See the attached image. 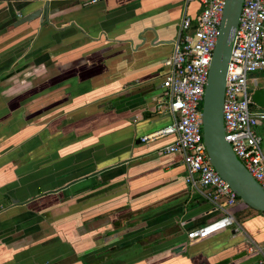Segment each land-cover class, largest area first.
I'll list each match as a JSON object with an SVG mask.
<instances>
[{
	"label": "crops",
	"instance_id": "1",
	"mask_svg": "<svg viewBox=\"0 0 264 264\" xmlns=\"http://www.w3.org/2000/svg\"><path fill=\"white\" fill-rule=\"evenodd\" d=\"M42 1L0 0V264L258 258L263 212L240 200L231 226L188 241L220 212L157 152L166 139L139 140L167 121L154 106L183 0H49L47 22L13 26Z\"/></svg>",
	"mask_w": 264,
	"mask_h": 264
},
{
	"label": "built area",
	"instance_id": "2",
	"mask_svg": "<svg viewBox=\"0 0 264 264\" xmlns=\"http://www.w3.org/2000/svg\"><path fill=\"white\" fill-rule=\"evenodd\" d=\"M195 2V13L188 4ZM224 0H183L171 52L163 59L161 94L154 112L167 121L140 141L166 139L156 150L178 153L184 182L209 201L220 216L186 232L188 241L201 240L231 226L229 208L237 201L227 183L210 165L202 140L200 104L216 41ZM264 0H243L227 62L222 121L224 138L249 174L264 189V154L255 126L264 122V108L250 100L253 73L264 70ZM264 216V212H263ZM263 256L264 251L258 249Z\"/></svg>",
	"mask_w": 264,
	"mask_h": 264
},
{
	"label": "water",
	"instance_id": "3",
	"mask_svg": "<svg viewBox=\"0 0 264 264\" xmlns=\"http://www.w3.org/2000/svg\"><path fill=\"white\" fill-rule=\"evenodd\" d=\"M242 1L224 0L201 98V132L206 156L213 169L244 205L264 212V189L233 153L224 138L222 121L224 79ZM52 13L53 11L49 9V0H43L35 11L16 19L13 26L34 18H38L39 23L47 22L48 16ZM250 100L257 107L264 108V85L252 89ZM180 249L181 245H177L173 252ZM259 255L248 264H264L263 256Z\"/></svg>",
	"mask_w": 264,
	"mask_h": 264
},
{
	"label": "rangeland",
	"instance_id": "4",
	"mask_svg": "<svg viewBox=\"0 0 264 264\" xmlns=\"http://www.w3.org/2000/svg\"><path fill=\"white\" fill-rule=\"evenodd\" d=\"M263 48H264V38H263ZM253 77H255V83H248L250 86H253L255 84V87L261 85L264 82V70L262 71H256L253 73Z\"/></svg>",
	"mask_w": 264,
	"mask_h": 264
},
{
	"label": "trees",
	"instance_id": "5",
	"mask_svg": "<svg viewBox=\"0 0 264 264\" xmlns=\"http://www.w3.org/2000/svg\"><path fill=\"white\" fill-rule=\"evenodd\" d=\"M236 199L239 200L238 197H236Z\"/></svg>",
	"mask_w": 264,
	"mask_h": 264
}]
</instances>
